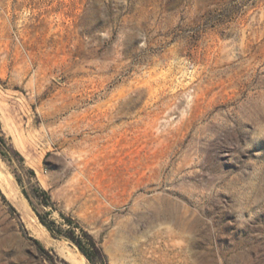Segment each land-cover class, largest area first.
<instances>
[{"label":"rangeland","instance_id":"374dc122","mask_svg":"<svg viewBox=\"0 0 264 264\" xmlns=\"http://www.w3.org/2000/svg\"><path fill=\"white\" fill-rule=\"evenodd\" d=\"M0 264H264V0H0Z\"/></svg>","mask_w":264,"mask_h":264},{"label":"trees","instance_id":"16d2710c","mask_svg":"<svg viewBox=\"0 0 264 264\" xmlns=\"http://www.w3.org/2000/svg\"><path fill=\"white\" fill-rule=\"evenodd\" d=\"M26 196L28 197L29 195L25 192ZM41 194L42 195H46V191H44L43 189H41ZM46 227L50 230V232L55 235L58 234L60 232V229H54L53 227H51L48 223H45ZM78 245L81 247V240H79Z\"/></svg>","mask_w":264,"mask_h":264}]
</instances>
